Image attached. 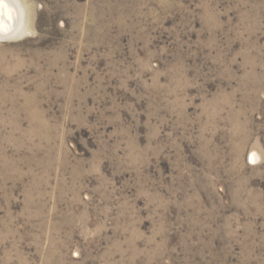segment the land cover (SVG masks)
Instances as JSON below:
<instances>
[{
    "label": "rangeland",
    "instance_id": "rangeland-1",
    "mask_svg": "<svg viewBox=\"0 0 264 264\" xmlns=\"http://www.w3.org/2000/svg\"><path fill=\"white\" fill-rule=\"evenodd\" d=\"M15 2L0 264H264V0Z\"/></svg>",
    "mask_w": 264,
    "mask_h": 264
},
{
    "label": "bare ground",
    "instance_id": "bare-ground-1",
    "mask_svg": "<svg viewBox=\"0 0 264 264\" xmlns=\"http://www.w3.org/2000/svg\"><path fill=\"white\" fill-rule=\"evenodd\" d=\"M21 10L15 0H0V27L6 28L7 33L4 36L8 37L17 32L20 28Z\"/></svg>",
    "mask_w": 264,
    "mask_h": 264
}]
</instances>
